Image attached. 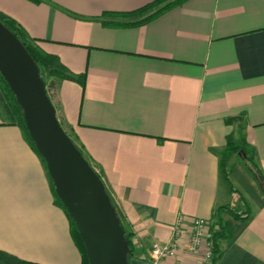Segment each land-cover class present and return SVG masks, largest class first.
Segmentation results:
<instances>
[{"label":"crops","instance_id":"obj_1","mask_svg":"<svg viewBox=\"0 0 264 264\" xmlns=\"http://www.w3.org/2000/svg\"><path fill=\"white\" fill-rule=\"evenodd\" d=\"M150 1L0 0V13L84 76L58 80L49 96L132 232L130 264H151L152 245L171 239L179 214L212 220L222 205L249 215L222 213L232 232L217 264H264V189L233 157L226 180L219 159L226 136L242 133L264 177V0H186L134 25L104 14ZM0 250L82 263L40 155L1 104Z\"/></svg>","mask_w":264,"mask_h":264},{"label":"water","instance_id":"obj_2","mask_svg":"<svg viewBox=\"0 0 264 264\" xmlns=\"http://www.w3.org/2000/svg\"><path fill=\"white\" fill-rule=\"evenodd\" d=\"M0 74L22 109L56 195L77 226L88 264H129L124 229L103 180L62 127L36 62L1 22ZM241 158L248 165L245 154Z\"/></svg>","mask_w":264,"mask_h":264},{"label":"trees","instance_id":"obj_3","mask_svg":"<svg viewBox=\"0 0 264 264\" xmlns=\"http://www.w3.org/2000/svg\"><path fill=\"white\" fill-rule=\"evenodd\" d=\"M34 1H41V0H34ZM186 0H152L145 5L134 9L132 11L123 12V13H114V12H106L104 14H110L113 16H122V17H133L135 19L124 21L121 23H115L117 25H134V24H140L147 20H150L151 18L157 16L158 14L173 8L175 6H178L182 4ZM0 22L5 25L13 34L16 35V37L22 42V44L27 49L28 53L31 55V57L36 62L38 68H39V75L44 81V85L46 88V91L48 92L50 89H54L56 83L58 80L61 79H70V80H79L81 83L84 82V76L75 77L73 76L67 68L59 61L58 57L49 53L44 52L42 49H40L34 42L26 35L25 31H23L20 27H18L12 19H9L2 13H0ZM0 104L2 106L3 112L7 119L12 124L18 125L24 132L28 142L30 145L35 149V151L40 155L37 147L35 146L34 142L32 141L31 137L29 136L28 130L24 123L23 113L22 109L17 102L13 92L9 88L8 84L4 80V78L0 74ZM233 119H229L228 121H232ZM67 133V132H66ZM69 136V134H67ZM70 137V136H69ZM70 139L73 141V138L70 137ZM75 144V143H74ZM77 147V146H76ZM78 148V147H77ZM78 150L81 152V150L78 148ZM82 153V152H81ZM241 154H245L247 164L246 165L242 158ZM235 156L236 160L242 162L245 167L247 168L248 172L253 176V178L256 180L260 188L264 189V177L262 175L261 169L259 165L257 164L253 150L248 146L245 137L242 133H230L226 136V144L223 148V150L219 154L220 159V171L223 174V177L229 181V160L231 157ZM41 157V156H40ZM45 169V161L41 157ZM91 165V164H90ZM92 166V165H91ZM93 167V166H92ZM95 169V167H93ZM47 171V169H46ZM96 173L101 178V174L99 171L95 169ZM48 173V172H47ZM48 177L50 179L52 193L54 196V203L65 211L66 215L69 218L70 226H71V232L78 243L80 247V252L82 255V263L81 264H88L87 254L85 251V247L83 244V241L79 235L77 226L75 225L74 221L70 218L68 215L63 203L60 201L58 196L56 195L53 187V182L51 177L48 174ZM102 179V178H101ZM234 190V189H232ZM111 200V198H110ZM112 201V200H111ZM113 204V201H112ZM113 207L117 213V210L113 204ZM229 213L234 218H241L246 219L249 215L247 210L243 211H237L233 207L229 205H222L218 206L214 214L212 216V225L210 226V234L209 239L212 243L211 247V257H210V264H217L222 256V247L220 245V240L227 239L231 232L232 227L231 224L227 221H225L222 217V213ZM117 216L119 218V221L124 229V236L126 240V245L128 249V262L130 264V261L132 258H135L134 254V247L132 243V232L127 230L122 218L117 213ZM0 262L3 264H40L37 262L27 261L24 259H20L17 256L10 254L6 251L0 250Z\"/></svg>","mask_w":264,"mask_h":264},{"label":"built area","instance_id":"obj_4","mask_svg":"<svg viewBox=\"0 0 264 264\" xmlns=\"http://www.w3.org/2000/svg\"><path fill=\"white\" fill-rule=\"evenodd\" d=\"M212 220L179 214L171 239L164 244L154 243L149 257L151 264L190 255L198 258L196 264H210L212 243L209 239Z\"/></svg>","mask_w":264,"mask_h":264},{"label":"rangeland","instance_id":"obj_5","mask_svg":"<svg viewBox=\"0 0 264 264\" xmlns=\"http://www.w3.org/2000/svg\"><path fill=\"white\" fill-rule=\"evenodd\" d=\"M51 93H52V91H51V89L48 91V94L49 95H51ZM233 158H235V156H233ZM61 208V207H60ZM61 209H63V208H61ZM65 212V211H64ZM67 216V215H66ZM67 218H68V216H67ZM68 220H69V218H68Z\"/></svg>","mask_w":264,"mask_h":264}]
</instances>
